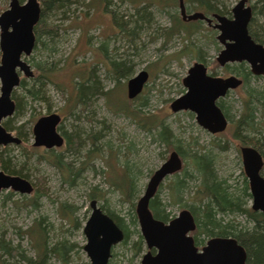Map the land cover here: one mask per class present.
Wrapping results in <instances>:
<instances>
[{"label":"rangeland","instance_id":"1","mask_svg":"<svg viewBox=\"0 0 264 264\" xmlns=\"http://www.w3.org/2000/svg\"><path fill=\"white\" fill-rule=\"evenodd\" d=\"M18 1L23 3L26 0ZM182 1L186 15L195 12L203 14L187 0ZM238 1L214 0V4L220 10L230 11ZM9 2L0 0V14L8 8ZM107 3L105 6L98 0H70L65 9L49 11L45 22L50 30L41 39L43 45L33 49L25 61L30 65L34 77L37 72L33 64L39 63L43 69L50 71L53 81L46 82L44 95L38 100H31L21 89L14 90L16 96H23L22 106L18 114L9 118L14 129L23 126L21 134L26 137V142L22 143V147L6 146L3 155L11 159L14 165L24 167L33 190L29 195L11 191L12 194L8 196L7 190L0 192V234H4L5 240L12 246L19 245L25 256L34 257V242L24 231L29 228L34 230V223L41 221L47 246L52 248L60 243L64 247L61 251L64 257L48 254L46 264H90L83 250L86 243L83 227L91 212L90 201L96 200L99 207L103 206L128 224L148 179L166 161L169 153L176 151L175 147L183 151L184 157L176 151L182 160V169L166 178L156 193L166 205L169 219L177 217L184 209L196 208L195 213L199 212L198 203L191 197L200 185V179L189 162L190 155L197 151L211 154L217 178L225 180L233 190L238 189L235 191L238 194L243 173L239 147L243 145L234 139L231 122L238 118L248 89L264 92V77L251 79L246 86L229 92L223 102L232 121L228 120L224 132L209 134L197 125L193 114L172 113L169 107L185 93L182 80L187 70L200 58L204 59L208 72L214 73L212 76L231 74V70L230 74L225 72L226 67L220 68L215 61L221 49L216 40L218 32L208 27L206 22H201L199 28L191 31L189 23L183 21L186 29L177 34L169 32L167 30L175 22L173 15L177 21H181L178 0H152V5L146 9L148 22L135 31V36H131L127 30L134 25L126 21L133 15L135 6L142 4H131L128 0H107ZM254 3V0H246L249 7ZM111 11L116 12L117 20L126 23V30L120 31L112 25ZM204 16L211 18L210 15ZM256 19L259 20L258 17ZM111 60L129 61L132 68L131 75L120 79L117 85L108 75ZM233 66L236 64L228 67L231 69ZM141 70L148 73V80L133 104L146 115H156L174 136L175 145L166 147L156 140L155 129L147 132L133 118L111 110V106L117 107L119 101L127 100V81ZM91 73L99 83V89H114V96L105 100L102 95H90L89 92L88 105L74 106L73 103L71 114H67L71 102L68 103L66 98L74 92V84L84 83ZM20 77L25 79L30 89L32 79L22 74ZM52 113L61 117L60 125L67 133L76 130L82 138L88 132L94 136L97 134L94 146L87 139L75 154L67 152L64 146L55 149V153L60 154L62 166L66 168L65 164H70L74 171L70 180L64 168L59 169L39 157L45 152L43 148L31 146L32 126L40 117ZM10 133L17 136L16 130ZM123 164L128 165L137 176L130 203L122 194V189L114 186L120 183ZM174 182L181 184L173 200L168 185ZM36 183L39 185L37 193L33 186ZM92 191H98L99 197L90 199L89 193ZM243 203L249 208L251 199L245 197ZM61 205L65 206L70 217L63 210L62 213ZM224 219L247 225L244 216L228 215ZM130 229L134 231L133 227ZM136 239L133 233L125 245L119 243L114 246L108 264H139L146 246L142 241L141 251L136 252L133 247ZM198 239L203 244L208 240L204 235L198 236Z\"/></svg>","mask_w":264,"mask_h":264},{"label":"water","instance_id":"2","mask_svg":"<svg viewBox=\"0 0 264 264\" xmlns=\"http://www.w3.org/2000/svg\"><path fill=\"white\" fill-rule=\"evenodd\" d=\"M179 12L183 21H204L214 19L217 42L221 45L215 61L219 67L244 62L253 76H264V45L256 43L248 32L252 11L246 0H239L230 10L228 18L213 14L205 17L201 12L186 15L182 0ZM41 14L37 0H10L8 8L0 14V147L19 145L20 139L5 130L2 121L15 111L13 91L19 86L20 74L25 78L33 76L25 59L35 46L34 27ZM148 80V73L140 71L127 81L126 96L132 100L139 96ZM242 80L234 75L226 78L212 76L201 62H194L182 80L185 93L170 104L172 113L189 112L194 115L197 125L211 135L226 130L228 120L217 105L227 92L235 90ZM61 121L58 114L40 117L32 126L34 147L45 149L60 148L64 138L57 131ZM239 153L243 173L248 182L251 197L250 209L264 214V177L262 155L250 146H241ZM182 169V160L176 151H171L166 161L148 179L142 195L137 200L135 214L139 233L146 246L140 264H246L244 248L232 237L209 239L199 250L193 238L196 224L191 212L182 210L167 223L155 219L149 208L164 180ZM11 190L28 195L31 183L18 176L7 175L0 170V192ZM90 215L83 227L86 243L83 250L90 264H108L114 246L124 238L122 229L102 211L96 200L89 203ZM154 250V253L152 252Z\"/></svg>","mask_w":264,"mask_h":264},{"label":"trees","instance_id":"3","mask_svg":"<svg viewBox=\"0 0 264 264\" xmlns=\"http://www.w3.org/2000/svg\"><path fill=\"white\" fill-rule=\"evenodd\" d=\"M98 1L105 3V6L108 4L107 0ZM128 1L131 4H142L140 7L135 6L133 15L128 18V21H126V23L128 24L134 25L133 28L128 29L127 31L129 35L135 36V31L148 22L149 14L146 12V9H148L149 6L152 5V0ZM254 1L255 3L252 6L253 18L248 27V32L255 42L264 44V0ZM39 2L41 3L42 7L39 22L34 27V49H37L39 46L43 45L41 39L50 30L49 26H46V14L52 10L60 11L62 9H65L68 6V3H70V0H39ZM187 2L192 5L194 9L202 11L204 15H230L229 10L218 9L214 4V0H187ZM109 14L112 25L114 27H116L120 31L126 30V28H128L125 25L126 23L124 24L119 19V21L117 20L116 12L111 11ZM175 17V15H173L172 17L175 19L174 25H172V28H169L167 31L177 34L178 32H180V30H184L187 27L186 24L183 23L186 21H183L182 19L181 21H177ZM257 17L260 21L256 19ZM201 22L202 21H190L187 23H189L188 25L191 28V31H195V29L199 28V24H201ZM199 62L205 63L203 58H200ZM33 66L36 69L37 76H33L31 78V88H27L24 78L20 79V83L17 88L21 89L23 91V94L29 97L31 100H38L44 95L43 89L46 82H52L53 80L51 78L52 76H50V71L43 69L39 63H35L33 64ZM230 70L231 73L236 74L243 80V86H246L251 79L262 78L253 77L245 63L237 64L231 69L226 66V68L224 69L225 72L227 71L229 73ZM131 71L132 68L129 61L111 60L108 75L116 82L117 85L120 79L131 75ZM212 75H214L213 72ZM74 88V92L70 95V97L66 98V101L68 103L71 102V106L69 105L67 109V114H71L73 103L74 106L78 104L87 106L89 92L90 95H102L105 100H109L110 98H112L115 93L114 89L106 91H102V89H99V83L92 73L89 75L88 79L84 81V83L80 82L78 84H74ZM138 97L139 96L130 100L126 96L127 100L119 101L117 107L111 106V109L109 108V106L108 108L113 112H122V114L133 118L137 121V124L140 126V128L147 132L155 129L156 140L159 143L166 145V147H169L173 144L175 145L174 136L156 115H146L138 108V106H134V100H136ZM22 98L23 96H16L15 91H13L12 99L15 103V111L13 114H18L20 112L22 106ZM218 106L224 112L227 120L231 122L232 120L230 118L229 110L227 109L223 100H219ZM238 113V118L234 122H231L234 128V139L238 140L243 146H250L256 149L262 155L264 160V92L261 90L248 89L241 102V108ZM11 120V118H8L2 123V126L5 130L10 132L16 130L17 137L20 139V144L15 146L22 147V143L26 142V137L21 134V129L23 128V126L14 129L11 126ZM58 129L62 130V134L64 137V149L67 152H72L73 154L79 152L85 144V140L87 139L90 140L92 146L95 145L94 143L97 139V134L94 136L93 133L88 132L83 136L84 138H82L76 130L67 133L63 131L61 125L58 127ZM175 150L181 157H184L183 151H180L177 147H175ZM5 152V147H2L0 150V170L7 175L18 176L28 180V175L27 173H25L24 167L20 165H14L11 159L3 155ZM39 157H41V159L44 158L59 169L64 168L67 172V175L69 176V180L72 175H74V171L70 164H65L66 168L62 166V163L60 161V154H56L55 150L45 151L40 154ZM189 160L191 169L193 170L194 174H196L200 179V185L191 197V200H193L195 203H198L197 209L199 210V212L195 213L194 209L196 208L189 209L194 216L197 225L194 234L196 245L200 246L203 244L202 241L198 239V236L201 235H204L207 238H211L214 236L233 237L246 251V264H264V214L253 212L250 208L246 207V203H243V199L245 197L250 198L247 180L243 176V173L241 189L237 194L235 193V191L238 189L235 188V190H233L231 186L227 185V182L225 180H222L219 177L217 178L213 159L209 152L197 151L190 155ZM121 167L122 171L120 183L114 186L122 189V194H124L127 200H129L128 202L130 203V200L132 199V196L135 192V181L137 180V176L136 173L128 167V165L123 164ZM261 175L262 177H264V167L261 171ZM180 184V182H174L168 185V189L171 192V197L173 200L174 198H176L180 190ZM33 186L36 193L39 192V185H37L36 183L33 184ZM98 193V191L90 192L89 198H98ZM11 194L12 192L8 191V196ZM100 208L104 213H106L114 220V222L120 229H122L124 233L122 242L123 245L127 243L130 235L135 233L137 239L133 243V247L136 252H140L143 244L142 238L137 231L138 228L135 213H132L130 219L128 220L129 223L126 224L124 223L122 218L108 212L103 206H101ZM149 208L155 219L163 222H167L169 220V213L165 209L166 205H164L159 200L157 195H155L150 201ZM60 210H63L64 214L70 217V213L65 211V206L61 205ZM228 215L244 216L247 225L235 223V220L225 221L224 218ZM131 227L134 228L133 232L130 229ZM34 228V230L29 228L28 230L24 231V233L28 235L30 240L34 242V257L25 256L24 253L20 250L19 245L12 246L5 240L4 234H0V264H15L19 262H22L23 264H46L48 254L60 258L64 257L62 256L63 254H61V251L64 248L62 247L63 244L59 243L52 248L47 246L48 244H46V232L42 227L41 221H36L34 223Z\"/></svg>","mask_w":264,"mask_h":264},{"label":"flooded vegetation","instance_id":"4","mask_svg":"<svg viewBox=\"0 0 264 264\" xmlns=\"http://www.w3.org/2000/svg\"><path fill=\"white\" fill-rule=\"evenodd\" d=\"M178 5H179V1H178ZM250 8H251V11H252V6H250ZM204 14V13H203ZM223 16V15H222ZM226 16V15H225ZM231 16V13H230V15H227L226 17H230ZM181 17V16H180ZM211 18H212V16H211ZM211 18H209V19H211ZM252 18H253V16H252ZM252 18H251V20H252ZM186 21V20H185ZM198 21V20H197ZM39 22V21H38ZM186 22H190V21H186ZM202 22H204V21H202ZM250 23H251V21H250ZM216 24V22H215V20L214 19H211L210 20V23L208 24L207 22H206V25L208 26V27H212L213 28V30H216V29H214V25ZM250 25V24H249ZM249 27V26H248ZM217 31V30H216ZM250 35V34H249ZM35 36V35H34ZM257 43V42H256ZM219 44V43H218ZM260 44V43H259ZM220 45V44H219ZM262 45H264V44H262ZM221 46V45H220ZM33 52V51H32ZM202 63V62H201ZM217 63V62H216ZM241 63H244V62H241ZM204 64V63H203ZM233 64H240V63H233ZM246 64V63H245ZM205 65V64H204ZM229 65H231V64H227V65H225L224 67H220V68H225L226 66H229ZM247 65V64H246ZM30 66V65H29ZM219 66V65H218ZM247 67H248V65H247ZM31 68V67H30ZM207 68V67H206ZM248 69H249V67H248ZM32 70V69H31ZM208 71V70H207ZM250 71V70H249ZM33 73V72H32ZM209 73V72H208ZM210 75H212L211 73H209ZM230 74V73H229ZM230 75H234V76H236L237 78H239V79H241L240 77H238L236 74H233V73H231ZM230 75H227V76H225V77H223V76H221V77H223V78H226V77H228V76H230ZM252 75V74H251ZM34 76V75H33ZM32 76V77H33ZM253 76V75H252ZM32 77H30V78H32ZM253 77H264V76H253ZM29 78V79H30ZM20 79H21V77H20ZM257 79H259V78H257ZM242 80V79H241ZM243 86V80H242V84L238 87V88H240V87H242ZM238 88H236V89H238ZM235 89V90H236ZM232 91H234V90H232ZM229 92H231V91H229ZM229 92H227V94H226V96L229 94ZM225 96V97H226ZM224 97V98H225ZM224 98H222V99H219V100H223ZM219 100H218V102H219ZM218 102H217V105H218ZM224 113V112H223ZM225 115V114H224ZM61 118V117H60ZM60 123H61V121H60ZM60 123H59V125H58V127L60 126ZM228 123H229V121H228ZM228 126V125H227ZM58 127H57V131L60 133V130L58 129ZM31 132H32V129H31ZM61 134V136L63 137V134L62 133H60ZM64 138V137H63ZM64 146V143H63V145L61 146V147H63ZM60 147V148H61ZM241 147V146H240ZM239 147V148H240ZM38 148H43L45 151H48V150H55V149H58V148H52V149H45L44 147H38ZM241 158V157H240ZM263 158V157H262ZM264 161V160H263ZM241 164H242V162H241ZM263 167H264V164H263ZM263 169V168H262ZM242 171H243V168H242ZM262 171V170H261ZM244 174V173H243ZM262 176V175H261ZM244 177H245V175H244ZM245 179H246V177H245ZM247 180V179H246ZM247 184H248V182H247ZM248 192H249V188H248ZM18 194V193H17ZM250 194V193H249ZM250 199H251V197H250ZM250 208V207H249ZM189 210V209H188ZM190 211V210H189ZM192 214V213H191ZM136 215V214H135ZM193 218H194V216H193ZM173 219V218H172ZM169 220H171V219H169ZM168 220V221H169ZM160 221V220H159ZM167 221V222H168ZM194 221H195V219H194ZM163 222V221H162ZM167 222H164V223H167ZM195 224H196V221H195ZM196 227H197V225H196ZM195 231H196V228H195V230L193 231V232H190L188 235L189 236H191L192 238H193V241H194V245L200 250L205 244H206V242L209 240V239H211V238H216V237H218V236H214V237H211V238H208V240L205 242V244H202V245H200V246H198V245H196V242H195V239H194V235L192 236L191 234L192 233H194L195 234ZM229 237V236H228ZM233 238V237H232ZM235 239V238H234ZM237 241V240H236ZM123 242V241H122ZM121 242V243H122ZM113 249V248H112ZM245 250V249H244ZM112 252V251H111ZM153 253H154V250L152 251ZM246 252V251H245ZM247 259V258H246Z\"/></svg>","mask_w":264,"mask_h":264},{"label":"bare ground","instance_id":"5","mask_svg":"<svg viewBox=\"0 0 264 264\" xmlns=\"http://www.w3.org/2000/svg\"><path fill=\"white\" fill-rule=\"evenodd\" d=\"M24 3V2H23ZM237 4V3H236ZM235 6V5H234ZM247 6V5H246ZM41 8V7H40ZM213 15V14H212ZM141 71H144V70H141ZM140 72V71H139ZM9 118V117H8ZM5 120V119H4ZM32 143H33V138H32ZM10 145H14V144H10ZM8 146V145H7ZM31 146L33 147V148H37V147H34L32 144H31ZM1 147H6V146H1ZM0 147V148H1ZM2 191H6V190H2ZM7 191H11V190H7ZM13 192V191H12ZM20 195V194H19ZM26 195V194H25ZM29 195V194H28ZM138 226V225H137ZM139 230V229H138ZM141 236V235H140ZM142 238V237H141ZM142 241H143V239H142ZM144 242V241H143ZM140 264V263H139Z\"/></svg>","mask_w":264,"mask_h":264}]
</instances>
